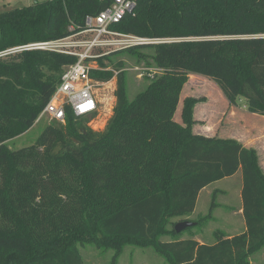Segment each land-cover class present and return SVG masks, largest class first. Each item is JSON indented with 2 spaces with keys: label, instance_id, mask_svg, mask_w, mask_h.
I'll return each mask as SVG.
<instances>
[{
  "label": "trees",
  "instance_id": "trees-1",
  "mask_svg": "<svg viewBox=\"0 0 264 264\" xmlns=\"http://www.w3.org/2000/svg\"><path fill=\"white\" fill-rule=\"evenodd\" d=\"M112 0H49L0 14V52L59 40L84 28ZM112 30L177 42L141 45L98 59L92 76L116 77V105L103 131L69 112L30 147L8 143L26 134L60 83L70 56L26 52L0 59V264H85L79 245L116 251L153 247L169 264H250L264 249V171L258 152L233 139L195 134V98L183 102L190 75L211 79L232 106L246 101L264 116V0H137ZM144 51L150 52V56ZM126 52L161 70L129 100L124 62L104 59ZM149 57L152 64L149 62ZM243 176L246 231L213 244L193 238L164 243L194 214L206 187ZM182 218L172 223L170 220ZM208 217L196 222L197 225Z\"/></svg>",
  "mask_w": 264,
  "mask_h": 264
},
{
  "label": "rangeland",
  "instance_id": "rangeland-1",
  "mask_svg": "<svg viewBox=\"0 0 264 264\" xmlns=\"http://www.w3.org/2000/svg\"><path fill=\"white\" fill-rule=\"evenodd\" d=\"M46 1L49 0H0V14ZM144 53L150 56V52L144 51ZM104 61L109 64H111V62H124L125 66L123 70L126 71V85L129 100L135 99V97L147 87L150 79L148 71L150 69H155L153 66H147L144 60L138 63L126 52L118 53L104 59ZM149 62L153 65L150 57ZM110 69H114V67L111 66ZM116 86L117 80L115 77L107 82L105 86L98 89V101L100 103V113L98 117L83 118L87 125L94 131H103L108 120L113 115V109L116 105L114 94ZM187 98H195L199 101L195 106V108L197 107L196 116L198 121H196L193 127V132L209 131L210 134L216 138H237V136L241 138L245 136L249 138L253 144L261 140L263 141V116L254 115L250 112L248 113L246 101L244 99L239 100L237 106L230 105L220 88L211 79L200 75H190L189 81L182 93L181 107L178 108L175 115V120L181 123L183 102ZM51 123H47L46 121L36 123L26 134L10 141L8 143L9 147L13 150H19L34 145L45 128ZM242 187L243 176L242 172L239 171L234 178L220 182L209 189L208 192H203L197 203L196 213L190 216V222L196 223L201 221L212 213V211L213 219L202 221L195 227L189 228L177 235H164L161 237V241L168 243L176 239H188L197 237L199 233L201 234L202 241H206L207 244H213L215 240V231H229V225L225 221V217L230 214L229 211L234 210L236 213L238 212L242 202ZM218 188L229 190L228 195L226 197L220 194L210 195L211 191ZM180 220V218L170 220L168 230L171 231L173 229L172 223L179 222ZM240 225L235 226V229H239ZM78 247L85 264H169L166 259L159 255L151 246L126 245L116 258H114L116 256V251L114 249L100 247L95 243H87L85 245H79ZM249 262L251 264H264V249L252 255Z\"/></svg>",
  "mask_w": 264,
  "mask_h": 264
},
{
  "label": "built area",
  "instance_id": "built-area-1",
  "mask_svg": "<svg viewBox=\"0 0 264 264\" xmlns=\"http://www.w3.org/2000/svg\"><path fill=\"white\" fill-rule=\"evenodd\" d=\"M136 6L137 0H112V4L99 15L86 17L83 29L76 31L72 25L69 28L71 35L65 38L24 44L0 52V59L26 52H49L77 59L76 63L65 68L51 100L39 114L35 124L42 121L65 124L69 112L76 119L98 117V89L107 82L98 81L92 73L100 70L111 71L110 68H100L98 59L141 45L177 42L176 39H146L112 30V26L132 14ZM114 72L117 77L119 72ZM148 72L149 78L154 79L161 70L155 68ZM89 102L93 106L82 110V106Z\"/></svg>",
  "mask_w": 264,
  "mask_h": 264
},
{
  "label": "crops",
  "instance_id": "crops-1",
  "mask_svg": "<svg viewBox=\"0 0 264 264\" xmlns=\"http://www.w3.org/2000/svg\"><path fill=\"white\" fill-rule=\"evenodd\" d=\"M181 103H182V96H181V101H180V104H179V108L181 107ZM196 108H195V113H194V116H195L194 119H195V121H198L197 116H196ZM254 115H257V114H254ZM259 116H261V115H259ZM263 118H264V116H263ZM178 123H181V122H178ZM194 133L195 134H199V135H203V136H206V137H215V136L211 135L209 131H194ZM220 138L221 139H233V140H236V141L240 142L246 148H253V149H255L258 152V155H259V163H260V166H261L262 170L264 171V136H263V138L261 137L263 139V141L262 140L261 141H258L255 144L251 143V141L249 140V138H247L245 136H242L241 138L239 136H237V138H234V137H232V138H229V137H220ZM256 139H258V138H256ZM259 142H260L261 145L259 144ZM237 174H235L233 177H230V178L221 180L219 182H216V183H214V184L206 187L205 189H203L201 191L200 195H199L198 202H199L200 196H201V194L203 192H208V190L211 189L216 184H218L220 182H223L225 180L226 181L227 180H230V179L234 178ZM241 189H240V192H241ZM228 192H229V190H227V189H221V188L219 189L218 188V189H215V190L211 191L212 194L210 193V195L220 194V195L226 197L228 195ZM196 210H197V206H196ZM196 210H195L194 214L196 213ZM229 212H230V214H228V216L225 217V221L229 225V231L218 230V231H215L214 232V235H216L217 233H224L228 238H231L233 236L242 234V233H244L246 231V222H245V219H244V216H243V201L241 202V205H240L239 210H238L237 213L234 210L233 211H229ZM231 214H232V216H231ZM207 217H208L207 220H212L213 219V211ZM190 218L191 217H187V218H183V219H184V221H190ZM180 219L182 220V218H180ZM207 220H205V221H207ZM240 224H242V225H240ZM239 225H240V228L239 229H235V226H239ZM197 235L199 237L197 236V237H191V238H193L194 240H196L200 244H207L206 241H202L201 240V234L198 233ZM215 242H216V240H214V243Z\"/></svg>",
  "mask_w": 264,
  "mask_h": 264
},
{
  "label": "water",
  "instance_id": "water-1",
  "mask_svg": "<svg viewBox=\"0 0 264 264\" xmlns=\"http://www.w3.org/2000/svg\"><path fill=\"white\" fill-rule=\"evenodd\" d=\"M197 225V223L194 222H190V221H181L179 223L176 224L175 226V232L177 234L182 233L183 231L195 227Z\"/></svg>",
  "mask_w": 264,
  "mask_h": 264
},
{
  "label": "snow or ice",
  "instance_id": "snow-or-ice-1",
  "mask_svg": "<svg viewBox=\"0 0 264 264\" xmlns=\"http://www.w3.org/2000/svg\"><path fill=\"white\" fill-rule=\"evenodd\" d=\"M93 105L91 104V102H89L88 105L86 106H82V110H84L85 108H91Z\"/></svg>",
  "mask_w": 264,
  "mask_h": 264
}]
</instances>
